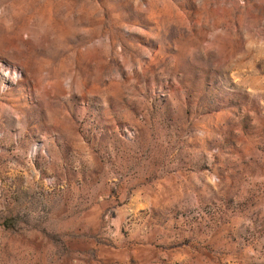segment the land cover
Returning <instances> with one entry per match:
<instances>
[{"label":"rangeland","instance_id":"obj_1","mask_svg":"<svg viewBox=\"0 0 264 264\" xmlns=\"http://www.w3.org/2000/svg\"><path fill=\"white\" fill-rule=\"evenodd\" d=\"M0 264H264V0H0Z\"/></svg>","mask_w":264,"mask_h":264}]
</instances>
